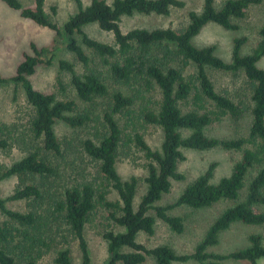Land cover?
I'll return each mask as SVG.
<instances>
[{"label": "trees", "instance_id": "obj_1", "mask_svg": "<svg viewBox=\"0 0 264 264\" xmlns=\"http://www.w3.org/2000/svg\"><path fill=\"white\" fill-rule=\"evenodd\" d=\"M2 1L21 17L52 30L55 37L51 46L39 47L32 42L31 51L24 53L13 76L4 77L0 73V83L12 81L23 88L32 108L25 124H0V150L15 147L24 152L11 166L0 165V180L19 178L13 193L0 197V210L7 217L0 220V264H45L41 259L55 241L53 223L58 224L57 229L64 226L78 242L79 264H93L85 231L98 208L107 209L110 218L123 228L107 229L103 234L107 241L106 264H143L149 256L156 264L191 259L201 264H224L230 258L259 264V259L264 257L260 234H251L247 247L232 252H209L208 249L219 243L220 233L234 222L264 225V210L259 209L264 205V68L258 65L264 57V22L259 31L261 39L251 52L242 53L248 41L246 36L234 39L231 61L218 55L215 45L200 47L193 39L211 22L238 30L239 25L233 19L244 18L250 6L263 0H226L220 7L217 0H203L201 11L191 10L189 22L183 28L136 27L127 32L122 27L124 17L136 13L169 15L172 9L185 7L186 2L91 0L84 5L82 0H75L78 10L60 26L47 13L45 0H35L34 6H25L20 0ZM93 23L112 33L114 43L90 36L84 26ZM61 43L86 68L92 58L85 47L102 57L109 66L112 84L118 85V88L111 87L98 71L79 74L73 62L59 61L61 69L70 72L73 88L85 104H93L101 97L108 99L102 113V130H97L96 139L89 137L81 143L83 152L95 163L97 174L92 179L66 186L59 185L58 179L62 175V159L70 151L71 142L58 137L56 124L63 121L76 128L91 121L92 115L74 99H60L54 92L39 90L31 80L39 65L51 63V55ZM189 68L194 69L188 73ZM210 69L243 73L252 104L244 100L237 102L228 91L218 90ZM58 87L62 91L66 88L61 78ZM155 89L160 93V98L152 103L156 105L140 107L136 116L142 125H156L161 129L163 138L158 149L148 143L143 133L126 132L118 118L123 115L127 125L133 127L137 96L145 98L146 93ZM247 113L252 116L247 136L224 138L206 132L209 126L226 117L238 122ZM131 144L147 160L146 189L137 204L139 179L132 176L123 180L117 168L118 159ZM215 148L242 151L241 159L234 163L229 175L214 182L218 163L212 162L186 185L176 201L157 204L171 191L173 180L185 179L178 169L179 162L186 160L183 149ZM254 168L258 170L248 183L246 198L238 202L248 173ZM113 190L118 193V200L109 198ZM226 199L237 203L214 220L192 253L179 254L168 244L149 247L139 240L141 233H155L157 219L176 233L184 232L183 217L169 212L178 206L199 209ZM15 200H25L29 209L9 207L8 202ZM43 232H48V236ZM54 263L77 264L70 247L58 249Z\"/></svg>", "mask_w": 264, "mask_h": 264}, {"label": "rangeland", "instance_id": "obj_2", "mask_svg": "<svg viewBox=\"0 0 264 264\" xmlns=\"http://www.w3.org/2000/svg\"><path fill=\"white\" fill-rule=\"evenodd\" d=\"M25 6H34L35 0H20ZM84 5H88L91 0H82ZM111 2L112 0H107ZM186 6L183 8L172 9L169 15L141 14L136 13L132 16L123 18L122 27L124 31H129L136 27L147 29L172 27L180 29L185 27L189 22V12L191 10L201 11L203 0H184ZM226 0H217V7L222 6ZM54 8V9H53ZM45 9L51 18L60 26L69 19V17L78 10L75 0H45ZM233 22L239 25L238 30L226 29L223 26L211 22L207 24L200 33L194 37L193 43L197 46L215 45L216 53L224 60L231 61L232 48L236 37L246 36L248 41L242 47V53L247 54L260 41V29L264 22V0L260 4L252 5L248 8L244 18H235ZM84 30L92 37L99 40L114 43L112 33L106 32L96 24H87ZM54 32L49 28L42 27L36 23L20 16L19 12L10 8L0 0V73L4 77H11L16 73L18 64L24 59V53L31 51L30 44L35 42L39 47L51 46L54 43ZM79 41L81 42L80 38ZM85 47V46H84ZM87 53L91 56L92 61L89 68H86L79 62L75 55L67 50L66 46L61 43L51 55L50 64H41L37 67L36 72L31 76V80L36 88L45 92H54L60 99H74L80 105V108L87 107L92 115V120L86 125L80 127H71L63 121H58L56 130L58 137L67 142H71L70 151L62 159L61 177L58 179L59 185L66 186L74 182L92 179L97 174L95 163L88 155L83 152L81 143L86 138L96 139L97 130L103 128L102 113L107 107V98H98L93 104H85L76 94L71 83V74L60 67L59 61L66 59L75 64L79 74L94 70L102 73V77L111 87L118 85L112 84L109 78V66L104 62L102 57L95 55L90 49L85 47ZM258 65L264 68V57ZM194 68H189L187 72H192ZM218 90L228 91L235 101L244 100L250 102V87L243 73H230L210 69ZM61 78L65 84V90L58 87V79ZM113 89V88H111ZM144 98L137 96L134 107L135 114H139L142 106H154L152 104L160 98L158 89L152 93H146ZM249 104H252L251 102ZM184 107V106H183ZM32 112L28 104L23 88L15 82L0 83V124L19 122L25 124L29 120ZM126 132L138 131L144 134L148 143L154 148L161 147L163 134L161 129L156 125H142V122L135 117L136 122L133 127L127 125V118L118 115ZM252 116L247 113L242 120L235 122L229 117L222 121L216 122L206 129V132L212 136L219 137H238L247 136ZM128 150V151H127ZM125 152L117 161V168L123 180H128L132 176L139 179L138 196L136 204L146 189L145 177L147 176V160L144 153L134 144L127 147ZM127 151V153H126ZM186 160L179 162L178 169L185 175L183 180H173L171 191L162 196L157 204L166 205L177 200L187 184L202 174L212 162H217L218 166L214 173L213 181L217 182L221 177L227 176L232 172L233 165L242 157V151L225 150L215 148L210 150L183 149ZM24 152L18 148L0 150V165L11 166L15 161L22 158ZM257 168L252 169L247 176L245 189L238 202L244 200L247 194V186L252 177L257 173ZM19 184L17 176H11L0 180V197L5 198L14 192ZM112 200H118L119 195L116 191L109 194ZM234 200H221L210 207L194 209L188 206H178L169 212L174 215H180L185 222V231L176 233L161 219H157L155 233L148 235L139 234V240L149 247L159 244L170 245L177 253H192L197 244L205 236L209 226L214 220L228 207L235 205ZM8 206L25 211L28 205L25 200L9 201ZM264 210V205L259 206ZM155 214L154 210L151 211ZM6 215L0 210V220L4 221ZM50 222V221H49ZM51 224V222H50ZM55 232L52 234L54 243L51 249L45 253L41 259L42 263L55 264L54 257L58 249L70 247L72 258L75 263L81 262V251L79 244L68 233L64 226L57 229L58 224L53 223ZM107 229L123 230L109 216V211L105 208H98L91 220L86 226V238L89 243L93 264H106L108 257L107 241L104 238V232ZM253 233L260 234L264 242V225H251L242 222H234L230 228L220 233L219 243L209 247V252L228 253L234 250L245 248L249 245V236ZM48 236V232L42 233ZM68 238V239H67ZM224 264H251L247 260L226 259ZM143 264H156L153 257H148ZM174 264H201L195 260L186 262H174ZM259 264H264V257L259 259Z\"/></svg>", "mask_w": 264, "mask_h": 264}]
</instances>
